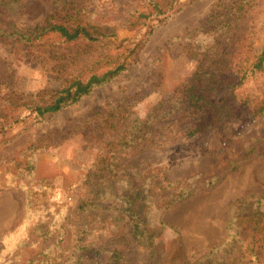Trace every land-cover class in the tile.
Segmentation results:
<instances>
[{"label":"rangeland","instance_id":"374dc122","mask_svg":"<svg viewBox=\"0 0 264 264\" xmlns=\"http://www.w3.org/2000/svg\"><path fill=\"white\" fill-rule=\"evenodd\" d=\"M13 2L12 14L0 19L25 29L42 21L50 0ZM81 2L95 10L90 15L95 20L103 19L105 10L108 17L133 7L137 0ZM232 2L178 0L165 15L139 21L134 28L117 29L102 42L71 49L55 41L13 46L0 41V82H14L13 90L25 91L32 99L30 93L58 86L66 72L88 74L102 69L113 63L118 52L123 53L120 59H126V69L115 78L57 112L40 118L33 108L24 109L19 120L5 127L0 117V264H25L37 256L54 239L56 232L44 233L54 225L63 234L56 264H65L79 243L86 247L83 264L105 259L104 249L110 247L120 250L121 264H197L212 248L230 241L227 228L235 229L237 216L263 207L264 113L221 120L193 136L179 129L175 114L161 116L149 125L152 134L147 141L119 154L117 163L128 168L123 175L132 181L145 183L149 174L145 171H149L154 185L148 186L155 193L168 191V182L190 192L156 213L165 225L151 244L145 235H133L124 221L109 225L99 207L85 214L78 208L92 196L90 173L96 149L110 139L101 122L107 104L129 103L139 117L160 110L161 102L168 101L196 67L189 54L199 37L196 29L215 5ZM242 3L247 11L240 19L242 29L234 36L245 37L239 50L251 43L257 48L264 36V0ZM60 62L68 63V70L58 71ZM248 88L254 95L264 91V75ZM26 148L32 151L31 174L25 169L31 153ZM37 187L41 204L28 212L25 190ZM107 199L103 204L109 203Z\"/></svg>","mask_w":264,"mask_h":264},{"label":"trees","instance_id":"16d2710c","mask_svg":"<svg viewBox=\"0 0 264 264\" xmlns=\"http://www.w3.org/2000/svg\"><path fill=\"white\" fill-rule=\"evenodd\" d=\"M13 1L0 0V17L12 14L16 8ZM177 1L137 0L133 7L118 10L108 17L105 16L108 10H105L101 14L103 19L95 21L90 18L95 10L87 9L81 0H50L42 21L33 26L21 29L0 19V41L9 46L44 45L55 41L68 45L69 49L81 43L89 45L114 36L117 29L134 28L139 21L165 15L175 8ZM232 1L233 4L229 5H215L213 13L196 29L199 37L189 50L197 62L196 67L172 97L161 102L163 106L160 110L139 117L129 103L107 104L101 122L103 132L108 133L110 139L103 140L104 145L96 149L90 173L93 179L89 185L92 196L78 206L83 214L99 207L105 212L109 225L115 227L124 221L133 235L143 234L151 244L165 225L156 213L186 198L190 192L184 186L173 187V183L168 182L167 187L171 186L168 191L155 193L148 186L154 185L149 171H145L149 173L145 183L132 181L131 177L123 175L128 168L117 163L119 154L147 141L152 134L149 125L161 116L169 118L175 114L179 129L187 136H193L202 134L221 120L244 116L254 118L264 113V91L254 95L248 88L251 81L264 75V36L259 47L253 48L251 43L244 50H239V46L245 44V37L234 35L242 29L239 28L242 23L240 19L247 9L242 0ZM229 44L236 47L228 49ZM224 46L225 49L222 48ZM107 48L114 49L110 45ZM122 54L118 52L111 65L88 74L66 72L63 81L55 88L46 87L30 93L35 97L33 99L25 91L13 90L14 82H0L1 127L19 120L20 112L24 109L33 108L41 118L45 113L57 112L78 102L93 88L112 80L126 69L125 57L120 59ZM67 66L68 63H58V71L67 69ZM29 148L25 151H31ZM25 164L27 173L31 174L32 151ZM98 178H103V181H98ZM39 189L25 190L28 212L36 211L41 204ZM106 198L109 203L103 204ZM235 220V229L227 228V239L230 241L212 248L197 264H264V205L237 216ZM228 222L230 226L231 220ZM60 229L57 225L51 230L45 229V235L56 232L54 239L25 264H56L63 235ZM85 248L81 243L74 246L65 264H83ZM220 250V256L216 257ZM104 251L107 254L105 259H94L88 264H121L120 250L110 247ZM244 254L248 256L244 257Z\"/></svg>","mask_w":264,"mask_h":264}]
</instances>
